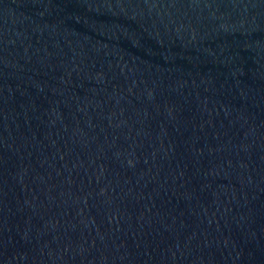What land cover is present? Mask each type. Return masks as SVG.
<instances>
[{
  "label": "water",
  "instance_id": "95a60500",
  "mask_svg": "<svg viewBox=\"0 0 264 264\" xmlns=\"http://www.w3.org/2000/svg\"><path fill=\"white\" fill-rule=\"evenodd\" d=\"M0 264H264V0H0Z\"/></svg>",
  "mask_w": 264,
  "mask_h": 264
}]
</instances>
